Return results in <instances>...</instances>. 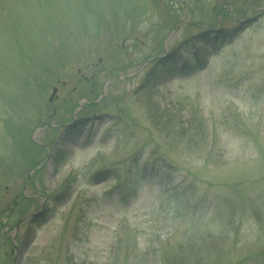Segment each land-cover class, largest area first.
Returning <instances> with one entry per match:
<instances>
[{"label":"rangeland","instance_id":"1","mask_svg":"<svg viewBox=\"0 0 264 264\" xmlns=\"http://www.w3.org/2000/svg\"><path fill=\"white\" fill-rule=\"evenodd\" d=\"M155 114L203 120V150ZM0 159V264H264V0H0Z\"/></svg>","mask_w":264,"mask_h":264},{"label":"trees","instance_id":"2","mask_svg":"<svg viewBox=\"0 0 264 264\" xmlns=\"http://www.w3.org/2000/svg\"><path fill=\"white\" fill-rule=\"evenodd\" d=\"M164 60H157L156 64H160V71H164L169 70L167 69V67L169 66V63H166V61ZM162 63V64H161ZM197 64V63H196ZM165 65V66H164ZM190 65H192V67H190ZM193 62H188L186 64L187 68H193ZM167 112V110H166ZM160 118H162V120H160ZM169 119L167 115H160L157 116L156 114L153 115V121L155 124H157L158 126H161V131L165 132L169 138H171L170 140H175L178 141L182 144H185V146L188 149L193 150H197V151H201L203 150L204 146L206 145V141H205V137H206V131H207V126L205 125V123L203 122V120L200 119H194V120H189L188 118L184 119L183 117L182 122H184V125H186V127L181 126L182 124L179 123L177 125L175 124H168ZM179 120V118H177ZM8 121V120H7ZM162 121H164V124H162ZM180 121V120H179ZM6 124V128L8 130V133L11 135L12 137V141H15V144L17 146L18 151L21 153V155L23 156V158L27 157L26 159H29V171L32 170L33 168H37L40 163H41V158H42V150L41 147L39 146L38 143H36L33 139H32V130L29 129H25L24 128V124L22 123V121H18L17 123H14V125L11 126V122H5ZM9 124V125H8ZM166 135V136H167ZM208 159V157L206 156V160ZM2 159H0L1 161ZM5 163L3 160L0 163ZM39 169V168H38ZM38 169H36L34 172L38 171ZM125 188H121V190H119V194L123 195V196H131V197H136L137 193H138V186H133V187H129L128 189H125V193H123ZM178 204H183V203H187V204H191V206L194 209L193 212V216L196 215H200L199 212V204L193 199V195L191 194V197L189 196H179L177 202ZM234 209L232 210L231 207L232 206H226L225 204L221 203L217 200L214 201V205H211L208 209L209 210H213L215 211V213H217L218 217H225V213H228V211H231V218L234 222H236V220L240 217L239 212H243L244 208L243 207H239L238 205H233ZM225 209V211H223ZM206 210V209H204ZM174 212L176 213L177 217H187L188 213L185 212L183 207H177L174 209ZM203 213V212H202ZM201 213V216H202ZM194 222H196V224H198V221L200 220V218H196L193 217ZM196 224L192 225V230L194 228L197 227ZM194 232V231H193ZM199 234V232H196L194 234V237H197ZM169 240V238L165 239V242H169L166 241ZM164 242V241H163ZM162 244V249L166 248L165 244L166 243H161ZM196 246V245H195ZM163 249V250H164ZM202 251V250H200ZM205 251V250H204ZM206 254L209 253L210 255V250L205 251ZM166 254V253H165ZM165 256V255H164ZM211 257V255H210ZM209 257V258H210ZM165 257L161 258L160 262L161 264H163L165 262ZM213 260L210 258V261ZM167 261V260H166ZM208 262V261H207ZM185 263V262H184ZM187 264H189V262H186ZM209 263V262H208ZM196 264V263H195Z\"/></svg>","mask_w":264,"mask_h":264},{"label":"water","instance_id":"3","mask_svg":"<svg viewBox=\"0 0 264 264\" xmlns=\"http://www.w3.org/2000/svg\"><path fill=\"white\" fill-rule=\"evenodd\" d=\"M166 54H168V53L166 52ZM165 56H166V55L159 56V57H156V58H153V59H149L146 63H149V62H151L152 60L163 59V58H165ZM146 63H145V64H146ZM121 77H122V75H120L119 77H115L114 79L121 78ZM111 80H113V79H111ZM57 91H58L57 87H54V88H53V92H52L51 97H50V101H52V100L54 99V97L56 96ZM81 121H82V119H81L80 121H73L72 123L68 124L67 128L72 127L75 123H78V122H81ZM62 137H63L62 135H61L60 137H58V142H60V140L62 139ZM42 212H43V211L40 210V211H38L37 213H34L33 216L36 217V216L40 215Z\"/></svg>","mask_w":264,"mask_h":264},{"label":"flooded vegetation","instance_id":"4","mask_svg":"<svg viewBox=\"0 0 264 264\" xmlns=\"http://www.w3.org/2000/svg\"><path fill=\"white\" fill-rule=\"evenodd\" d=\"M73 128H74V126H72V127H69V128H67V126H66V127H65V131H64V132H65V133H67L68 131H70V130H71V129H73ZM47 211H49V212H50V210H49V209H47ZM42 216H43V215H42ZM42 216H40V217H39V219H40V220H44V219H45V217H46L47 215H45V216H43V217H42ZM30 225H31V224L29 223V226H30Z\"/></svg>","mask_w":264,"mask_h":264}]
</instances>
